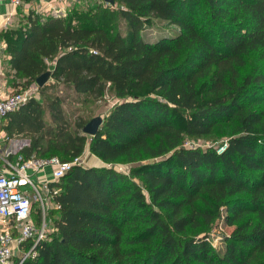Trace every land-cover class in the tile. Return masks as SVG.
<instances>
[{"label": "trees", "instance_id": "16d2710c", "mask_svg": "<svg viewBox=\"0 0 264 264\" xmlns=\"http://www.w3.org/2000/svg\"><path fill=\"white\" fill-rule=\"evenodd\" d=\"M113 1L30 9L0 30L7 80L53 82L4 118L7 138L29 140L20 155L104 164L49 182L52 231L21 264H264V111L251 99L264 72L241 74L250 54L264 61V0ZM154 19L177 33L145 40ZM65 90L118 99L94 136L65 111ZM220 127H231L221 153L185 143ZM117 162L128 170L106 166ZM220 219L232 227L222 251L208 238Z\"/></svg>", "mask_w": 264, "mask_h": 264}, {"label": "built area", "instance_id": "2783aa9c", "mask_svg": "<svg viewBox=\"0 0 264 264\" xmlns=\"http://www.w3.org/2000/svg\"><path fill=\"white\" fill-rule=\"evenodd\" d=\"M8 1L13 9L22 3V0ZM52 14L59 16L63 13L55 10ZM12 16L13 13L8 15L3 28L12 25ZM3 67V57H0V134L4 132L2 125L8 113L18 110L28 100L38 99L39 96V86L36 82L16 91L5 86ZM2 138L0 135V139ZM22 147L19 146L16 151L7 147L0 148V264H13L15 248H19L21 243L31 239L33 245L26 251L22 250V256L19 257L17 264H21L26 257L35 254V245L44 238L43 224L42 227H36L31 212L32 206L37 203L43 221L46 205L49 202L48 193H50L49 181H44L47 170L50 171L52 180H57L73 166L85 163L84 154L66 162L56 156L24 158L19 153ZM225 148L226 144L219 147L217 152L221 153ZM11 154L15 156V160L10 159ZM35 180H39V186H42L40 189H43L45 194L42 195L38 190ZM55 192L56 190H53V193Z\"/></svg>", "mask_w": 264, "mask_h": 264}, {"label": "rangeland", "instance_id": "374dc122", "mask_svg": "<svg viewBox=\"0 0 264 264\" xmlns=\"http://www.w3.org/2000/svg\"><path fill=\"white\" fill-rule=\"evenodd\" d=\"M95 0H72L70 2L68 9L66 11H61L64 14L72 9L73 7H84L88 3H92ZM14 17L12 21V25H15L18 20L22 17L23 14L27 13L29 11L28 6H24L23 4H20L18 7L14 8ZM43 10H37L39 13H43ZM53 12L49 13L52 14ZM45 14V13H43ZM53 15V14H52ZM177 27L175 25L169 24L167 22L161 21V20H153V23L147 27L144 28L142 35L143 38L147 41L154 42L157 39L168 36V35H175L177 33ZM0 57H2V54H0ZM4 65V64H3ZM4 69V67H3ZM261 71L264 72V61L259 60L257 58L256 54H250L248 57V61L246 66L241 68V74L245 75L247 73L253 72V71ZM5 71V70H3ZM5 77V76H4ZM6 82L5 86L8 88H11L12 90L16 91L18 90V86L14 84V81L7 80V77H5ZM13 79V78H11ZM53 83L50 78L47 79L45 84ZM25 86V85H24ZM48 91H52V89H48ZM261 91V92H260ZM258 91V96H252L251 99H254L256 101H261L259 103H255L253 105V109H262L264 111V89H261ZM59 94L63 95L64 97V109L65 111L70 115L71 119L74 121L76 117H82L86 123L95 117H100L103 121L109 110L112 108V106L118 101L111 93H107L103 99L101 100H85L84 96L76 95L70 90H65L64 92H59ZM37 98L40 100L42 98V95L39 91V96ZM42 100V99H41ZM231 131V127L224 128L220 127L218 129H215L212 135L206 136L203 138L198 139H190L187 138L186 145L188 146H200V147H209V146H219L224 145V143L228 139V134ZM3 138L6 139L7 135L4 132ZM15 139H23L21 137L18 138H8V140H15ZM85 155V163L84 166H101L104 165L102 162H100L98 159L93 158V156H90L89 152L84 153ZM57 157V156H56ZM106 166H113L115 169L119 171H126L128 170V166L124 165L122 163H112V164H106ZM46 179L44 181H51L52 177L50 174V171L47 170L46 172ZM39 181V180H38ZM37 182L38 190L41 191L42 195L45 194V191L40 189L42 186H39V182ZM30 189L29 187H27ZM49 201V200H48ZM34 207V206H33ZM55 205L53 202H48L46 205L45 215L46 218L41 221L40 226L43 224V231H44V237L45 234L48 235L52 231V219L55 216ZM44 215V216H45ZM42 227V226H41ZM232 227L225 226L223 223V220L216 221L211 229L208 232V238L211 241V243L218 249L219 251L223 250V237L228 235L231 231ZM13 258L19 259V257L22 256V247L19 246V248H15L13 251ZM16 261V260H15Z\"/></svg>", "mask_w": 264, "mask_h": 264}, {"label": "crops", "instance_id": "0c3cea01", "mask_svg": "<svg viewBox=\"0 0 264 264\" xmlns=\"http://www.w3.org/2000/svg\"><path fill=\"white\" fill-rule=\"evenodd\" d=\"M70 2H72V0H22L21 4H23L24 6H28L29 10L31 9L37 12V10L41 9L43 10L42 11L43 13L49 14L55 10L66 11L68 9ZM14 12L15 11L13 7L8 0L0 1V30L3 29V26H4L3 23L7 19L8 15ZM13 17H14V14L11 17V22L13 21ZM3 45L4 43L0 41V52L1 53L3 52V49H4ZM3 134L4 132L1 133L0 135L3 136ZM28 144H29V140L26 138L15 139V140H8L5 138L0 139V148L7 147L8 149H11L12 151L18 150L19 146L24 147V146H27ZM10 159L15 160V156L11 154Z\"/></svg>", "mask_w": 264, "mask_h": 264}, {"label": "water", "instance_id": "95a60500", "mask_svg": "<svg viewBox=\"0 0 264 264\" xmlns=\"http://www.w3.org/2000/svg\"><path fill=\"white\" fill-rule=\"evenodd\" d=\"M103 1L110 5L114 4L113 0H103ZM49 75H50V71H46L42 73L41 75H39L36 78L35 82L37 83L39 87H41L45 84V82L49 78ZM101 124H102V119L100 117L92 118L83 126L82 131L83 133L87 135L94 136L98 132Z\"/></svg>", "mask_w": 264, "mask_h": 264}]
</instances>
